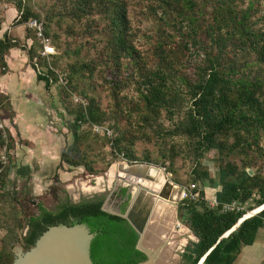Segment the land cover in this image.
Instances as JSON below:
<instances>
[{
    "label": "trees",
    "instance_id": "1",
    "mask_svg": "<svg viewBox=\"0 0 264 264\" xmlns=\"http://www.w3.org/2000/svg\"><path fill=\"white\" fill-rule=\"evenodd\" d=\"M34 1L5 3L17 11L15 25L41 23L57 54L41 57L40 42L27 26L29 47L6 31L0 38V76L6 72L9 50L21 47L32 67L40 69L38 80L46 88L60 85L70 98L67 113L80 131L62 161L92 173L80 151L91 136L127 163L168 164L164 168L173 183L188 188L195 184L192 192L198 195L178 203L181 223L197 239L185 247L183 263L198 264L204 257L203 264H233L241 248L254 242L264 220L263 209L223 238L245 214L224 212V205L253 203L252 210L264 204V0ZM135 22L148 28L143 32ZM191 57L199 60L189 66ZM74 97L86 106L74 103ZM5 101L0 94V111L10 108L3 106ZM162 118L174 123L172 127H163ZM95 125L108 127L114 138L95 134ZM175 137L184 138L192 152L186 179L177 176ZM210 151L217 154L216 180L202 164ZM10 168L11 162L0 181V202ZM206 187H215L216 206L205 197ZM120 191L123 195L127 189ZM65 197L55 212L40 207L38 216L26 220L31 230L24 251L50 226L84 224L95 234L93 264L147 260L136 249L138 234L123 218L102 211V198L72 204ZM10 239L11 245L15 238ZM13 260L12 252L0 250V264Z\"/></svg>",
    "mask_w": 264,
    "mask_h": 264
},
{
    "label": "crops",
    "instance_id": "2",
    "mask_svg": "<svg viewBox=\"0 0 264 264\" xmlns=\"http://www.w3.org/2000/svg\"><path fill=\"white\" fill-rule=\"evenodd\" d=\"M17 17V11L9 6L5 23L11 24ZM8 32L21 45H31L25 25H14ZM5 62L6 72L0 76V94L7 97L10 106L7 110L10 117L3 122L10 132L13 151L6 183H10L12 193L30 200L39 209L42 207L43 191L55 185V170L64 163L62 156L67 146L76 141L80 129L66 109L59 108L52 89L46 88L45 83L38 80L25 49H10ZM215 193L216 190L211 199L207 198L209 203L215 199ZM157 212L155 210L154 213L158 218L148 224L142 239L146 251L156 254L160 252L155 246L154 236L162 238L166 235L167 238H162L165 247L178 240L175 232L178 221L174 218L171 224H165V213L160 210L158 215ZM186 243V240L184 243L179 240L174 246H184L185 249ZM233 264H264V227L258 230L251 245L241 248Z\"/></svg>",
    "mask_w": 264,
    "mask_h": 264
},
{
    "label": "water",
    "instance_id": "3",
    "mask_svg": "<svg viewBox=\"0 0 264 264\" xmlns=\"http://www.w3.org/2000/svg\"><path fill=\"white\" fill-rule=\"evenodd\" d=\"M249 174L252 173L249 172ZM113 179L115 183L109 195L119 187V180L124 183L120 187H127L125 212L121 213L108 208L109 197H107L101 209L108 214L116 215L126 220L138 234L136 249L143 252L147 256V260L137 264H152V258L154 259L158 256L155 253L146 251L142 246V239L147 231V226L158 205L161 202H172V205H177L182 200L181 196L185 188L176 187L166 178L162 170L153 165L122 162L118 164L117 171L112 172L110 170L107 172L98 184L86 187H72L61 193L62 195L66 193L74 202H78L82 198H95L99 194L105 200ZM174 192L177 194L176 199L173 198ZM56 202L57 195L50 197L42 207L51 210ZM263 209L264 204L258 208L257 212ZM39 210L40 208L32 212L29 218L38 216ZM257 212L249 213L246 218L242 217L239 219L236 225L223 235V238L227 237L244 220L251 218ZM178 222L181 223L179 217ZM175 232L178 235V239L185 238V240L188 239L187 234L191 233L184 224L181 228L176 229ZM27 234V226H25L21 235L23 241ZM94 236L95 234L91 233L84 224L50 226L40 235L28 251H20L19 247H14L12 249L14 254L12 264H93L90 259V246ZM203 261L204 257L198 264L203 263Z\"/></svg>",
    "mask_w": 264,
    "mask_h": 264
},
{
    "label": "rangeland",
    "instance_id": "4",
    "mask_svg": "<svg viewBox=\"0 0 264 264\" xmlns=\"http://www.w3.org/2000/svg\"><path fill=\"white\" fill-rule=\"evenodd\" d=\"M34 2L35 1L33 0V3ZM8 7L9 5L5 3V0H0V38L2 37V34H4V32L11 30V28L14 27L15 25L14 24L15 21H13L9 25L5 23L6 22L5 14ZM134 12L138 14L137 10H135ZM140 24L141 23L138 24L137 22H135V25L139 27L143 32L146 31L148 26L146 24L144 25L143 24L140 25ZM55 52L57 54L56 49ZM198 60L199 59L197 57L188 58L187 64L191 66L195 64ZM50 89H52L53 91V95L55 96L56 103L58 104L59 108H65L66 111L67 109L72 108V102L70 101V98L65 97V95L61 93L60 85L51 86ZM7 104H9V102L5 101V103H3V106H5L6 108L8 107ZM0 108H2V105ZM6 109L9 110L8 108ZM7 110L6 112L0 111V119H5L9 116V112ZM71 118L73 119V116H71ZM160 122L165 128H171L172 124H174L164 118H162ZM172 142H174L177 145L178 147L177 150L179 152V158L175 165V168L177 170V176L180 177L181 179L189 178L193 163V156L191 154L192 152H190L187 149V144H186L187 141L184 138L175 137ZM72 145L73 144L67 146L66 150H68ZM138 147L140 150H143L145 145L144 144L139 145ZM111 150H112L111 147L109 146L102 147L101 143L97 141H93V138L91 136L90 138L84 140L80 146L81 155L83 156L82 158H84L82 160L91 164L93 172L89 173L84 169V166L70 167L67 164L62 163V166L60 165V168H56L55 170V174H54L55 185L43 191L42 206H44L45 203L48 201V199L52 196L58 195L59 193L67 189H70L72 187H86V186L96 185L103 179V177L107 172H109L110 170H112V172L117 171L118 164H121L123 161L120 158V156L117 157L115 154L114 155L111 154L110 153ZM79 158H80L79 156L78 157L76 156V160H80ZM202 164L208 170L210 177L216 180L217 178L216 152L210 151L206 153L202 159ZM153 166L162 170L166 178L173 183L172 174L168 172V168L163 170L164 166L168 167V164L162 165L161 161H159L157 164ZM253 171L254 170L249 169L248 172L252 173ZM114 183L115 180L113 179L111 187L105 199H107ZM118 184L119 187L124 185V183L121 182L120 180L118 181ZM175 186L184 187L185 189H188L187 186H178V185ZM198 187L201 188L200 185H198ZM205 190H206L205 197L211 199L213 192L215 191V187L210 189L206 187ZM22 200L24 199L20 198L19 195L11 192L10 183L9 182L5 183L3 188V194L1 195V202H0V250L5 249L6 251L12 252V249L14 247H19L20 251H24V241L22 240L21 235L26 226V220L30 217V214L37 209L34 207V205L30 200L25 199L24 202ZM163 204L164 203L161 202V204L158 205V208H156V210L158 212L162 210V212L165 213L166 216L165 224L167 223L171 224L174 218L177 219L176 221H178V213H176L178 211V203L177 205H173L174 207H171V209H168L170 207L169 205H165V204L163 205ZM107 207L112 208L114 211L121 212L118 209L116 205V201L113 197L110 198V200H108ZM249 207L250 206H248L247 209H249ZM156 218H158L157 215L153 213L151 221ZM158 236H154V238L156 239L155 241L156 244L153 243V245L155 244L157 250H159L160 253L158 254H156L155 252L154 253L156 255H161V256L155 257L154 259L152 258V264H184L182 260V254L178 250L179 245L177 246L170 245L168 247H165L164 244L165 240H163L162 238H165L167 236L163 235L162 238H160V236L158 238ZM10 237L15 238L14 239L15 242L12 243L11 245L9 244L11 242ZM195 240L196 238L194 236L190 240L187 239L186 246L188 245L189 242H194ZM176 242H177L176 240L173 241V243Z\"/></svg>",
    "mask_w": 264,
    "mask_h": 264
},
{
    "label": "built area",
    "instance_id": "5",
    "mask_svg": "<svg viewBox=\"0 0 264 264\" xmlns=\"http://www.w3.org/2000/svg\"><path fill=\"white\" fill-rule=\"evenodd\" d=\"M26 26L30 29H33L34 32H35V35L36 37L38 38L39 42H40V45L42 47V50L40 52V55L41 57H44V58H48L50 56H53L56 54L55 52V48L51 45L50 43V40L45 37L42 33V25L41 23H38L36 20H30L26 23ZM35 68H36V71L38 73H40V69L38 68L37 65H34ZM73 102L74 103H80L82 104L83 106H86V102L78 97H74L73 98ZM92 131L95 133V134H98V135H101V136H106L107 138L109 139H113L114 138V134L112 133V131L106 127V126H93L92 128ZM0 132H1V138H2V145L0 146V181H1V178H2V175L5 171V168L7 167V165L9 164L10 162V158L12 156V148H11V139L9 137V134H8V131L3 123V121H0ZM123 155H120V158L122 159ZM123 162H126L124 161V159H122ZM163 170H165V168H163ZM196 188V185L195 184H191L189 186L188 189H185V191L183 192L181 198L182 199H185V198H190L192 200L196 199L198 197L197 193H194L192 192V190H194ZM1 189V187H0ZM253 198H257L255 195H253ZM252 200H250L251 202ZM210 205L213 207V206H216L217 203H216V200L213 199V201H211ZM248 206H253V203H250V204H245V205H241L237 202H232L230 204H226L223 206V209L222 211L224 212H231V211H235V212H242V211H245V214H243L242 217L246 218L247 216H249V213H254V212H257L258 211V208L259 207H256L252 210H249L247 209ZM261 211L257 212L255 215L259 214ZM241 217V218H242ZM253 217V216H252ZM240 218V219H241ZM183 226V224L179 223V222H176L175 224V230L176 229H179ZM263 227H264V220H263ZM178 250L181 254L184 253V246H179L178 247Z\"/></svg>",
    "mask_w": 264,
    "mask_h": 264
},
{
    "label": "flooded vegetation",
    "instance_id": "6",
    "mask_svg": "<svg viewBox=\"0 0 264 264\" xmlns=\"http://www.w3.org/2000/svg\"><path fill=\"white\" fill-rule=\"evenodd\" d=\"M121 188L122 187H118L115 191H113L110 195H108V200H110V198H114L115 199V201H116V205H117V207H118V209L122 212L123 211V213L125 212V208L126 207H124V205H126V194H121ZM99 195H101V194H99ZM95 196V198H102V197H100V196ZM67 197L69 198V202L70 203H72V204H75V203H79L82 199H93V198H82L80 201H78V202H74V201H72V199L67 195ZM65 199H66V197H65V194H63L62 195V193H60V195H57V202L55 203V205L51 208V211L52 212H55L56 211V208L59 206V205H61L62 203H64L65 202ZM103 199V198H102ZM104 200V199H103ZM106 200V199H105ZM105 200H104V202H105ZM49 210V209H48ZM30 230H31V228H29V227H27V231L28 232H30Z\"/></svg>",
    "mask_w": 264,
    "mask_h": 264
},
{
    "label": "bare ground",
    "instance_id": "7",
    "mask_svg": "<svg viewBox=\"0 0 264 264\" xmlns=\"http://www.w3.org/2000/svg\"><path fill=\"white\" fill-rule=\"evenodd\" d=\"M173 198H174V199L177 198V194H176L175 192L173 193ZM162 203H164V202H162ZM171 203H172V202H166V203H164V204H165V205H169L170 207H169L168 209H171V207H174ZM164 204H163V205H164ZM164 210H165V209H164ZM161 211H162V210H161ZM155 223H156V222H155ZM186 234H187V233H186ZM192 237H193L192 234H190V233L187 234V238H188L189 240L192 239ZM166 238H167V237H166ZM168 240H170V239H168ZM179 240H181V242L184 243L185 238H180V239H178V240L176 239V241H179ZM167 243H168V241H167ZM171 245H174V243L172 242Z\"/></svg>",
    "mask_w": 264,
    "mask_h": 264
}]
</instances>
